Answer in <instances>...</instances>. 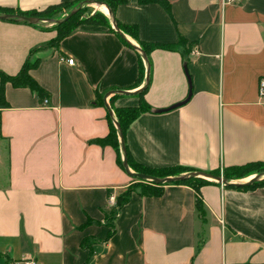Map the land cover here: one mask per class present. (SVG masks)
Here are the masks:
<instances>
[{"label": "crops", "instance_id": "0c3cea01", "mask_svg": "<svg viewBox=\"0 0 264 264\" xmlns=\"http://www.w3.org/2000/svg\"><path fill=\"white\" fill-rule=\"evenodd\" d=\"M75 1L82 0H0V7L30 12ZM164 1L168 13L136 0L113 9L119 24L135 26L139 42L185 40L172 51L148 54L142 97L150 112L123 136L132 161L205 174L263 162L264 98L258 99L257 84L264 79V0H234L223 8L220 0ZM51 26L0 21V73L14 76L31 54L36 65L28 75L44 92L38 97L2 85V264H84L82 239L92 241L87 264H264V187H226L211 179L198 189L202 222L194 190L169 185L158 197L133 193L103 241L108 197L132 179L116 165L111 147L89 141L108 133L105 105L113 119L114 108L137 106L135 95L110 92L141 88L138 52L101 25H79L49 45L56 36ZM142 67L144 79L143 61Z\"/></svg>", "mask_w": 264, "mask_h": 264}, {"label": "trees", "instance_id": "16d2710c", "mask_svg": "<svg viewBox=\"0 0 264 264\" xmlns=\"http://www.w3.org/2000/svg\"><path fill=\"white\" fill-rule=\"evenodd\" d=\"M89 0H82V1H75L73 3H62L57 4L53 6H48L40 11H30V12H19L12 9L7 8H1L0 7V14H16V15H23L28 17H34L38 19H51L54 20L55 17L62 15L65 12H69L71 9L75 8L79 3L85 2ZM94 1H100L105 4L107 9L111 13L112 20L114 21L117 29L124 35L129 36L132 40H134L137 45L138 49L143 52V54L146 57L147 63H148V54L153 49H161V50H168L172 51L176 48V46H183L185 44V40L181 37H178L176 44H169V45H160V44H145L142 42H139L136 37V28L135 26H128L119 24L116 20L113 18V9L116 5L123 4L125 0H94ZM139 4H146V3H154L158 4L162 9L168 13V3L164 0H136ZM66 13V14H67ZM87 24V25H101L105 26L107 30L114 33V30L111 27V24H108L107 18L103 14L96 13V12H88V10L85 8V5H82L80 9L76 11L74 15H72L70 18L65 20L64 22L60 24L52 25L51 28H53L56 31V36L53 40L50 41L49 45H54L58 41H60L62 38L66 37L70 33H72L79 25ZM117 36V35H116ZM118 37V36H117ZM119 40L128 48H131V45L127 43L124 39L118 37ZM31 55V54H30ZM26 59V61L22 64L19 71L14 76H6L2 73H0V108L6 107V104L3 101V95H2V85L7 82L14 88H27L34 94H36L38 97H42L44 95L43 90L36 84V82L28 75V71L33 68L36 65V61H29V57ZM138 79L137 83H140L143 81V67H142V61L141 56L138 53ZM146 90V87L135 96L138 98V104L136 107H125V108H114L112 110L115 123L118 125V130L122 134V138L124 136L125 131L128 129L129 125L135 121L141 114L150 112L149 106L145 103L143 100V94ZM90 144L98 145V146H109L111 147L115 153H116V165L121 168V153L119 150V142L117 137V129L109 122V130L108 133L104 138L101 139H95L89 141ZM124 145V144H123ZM125 160L127 167L136 174H143L149 177L154 178H164V177H172L177 176L181 174H189L198 172L194 169L185 168L181 166H171V167H162V168H149L146 166H142L140 164L134 163L128 154L125 146ZM264 170V161L263 162H253L244 164L241 166H235V167H227L224 168L221 173L219 171H210L206 174L218 177L221 176L226 181L235 180V179H243L248 176H250L253 173H257L258 171ZM202 173V172H198ZM207 180L200 178V177H189L184 181H181L179 183L175 184H169V185H183L188 186L192 190H194L196 194L194 207L197 212L199 220L202 222L204 220V210L202 208V204L198 198V189L205 185ZM169 185H161L156 186L148 182L139 181L137 179H132V184L126 187L121 193L116 195L114 197V204L107 213L104 215V224L108 228V232L106 234V237L103 241H107L111 237V235L114 232L113 228V220L115 218V215L117 211L122 207L124 204L128 202L130 199V196L133 193H137L140 196H150V197H158L162 195L163 193V187L169 186ZM254 187H264V180L260 182H253L249 184L248 186L241 187L243 189H251ZM91 244L92 241L89 239H82L80 241V248L85 249L88 251L86 260L84 264H87L91 255Z\"/></svg>", "mask_w": 264, "mask_h": 264}, {"label": "water", "instance_id": "95a60500", "mask_svg": "<svg viewBox=\"0 0 264 264\" xmlns=\"http://www.w3.org/2000/svg\"><path fill=\"white\" fill-rule=\"evenodd\" d=\"M82 5H95L96 7L105 8L108 17L110 18L111 27L114 30L115 34L118 37L124 39L122 33L117 29L114 21L112 20L111 13L107 9L105 4L100 2V1H94V0H89V1H85V2L79 3L75 8L71 9L67 14H65L59 20L38 19V18H34V17H28V16L16 15V14H0V21L22 23V24H27V25H39V24H41V25H45V24L55 25V24H60V23L64 22L65 20H67L68 18H70L72 15H74L76 13V11L78 9L81 8ZM131 47L133 48V50L137 51L140 54L141 59H142V61L144 63V66H145V75H144V79H143V84H142L141 88H139L135 92H124V91L110 92L113 95L134 96V95L140 93L148 84L149 67H148V63H147L146 57L143 54V52L141 50H139L137 47H133V46H131ZM105 108H106V111H107L108 115L110 116V119L112 121L113 126L117 129L119 150H120V153H121V167H122L124 173L128 177H130L131 179H137L139 181L148 182V183H151V184L156 185V186H161V185H169V184L179 183L181 181L186 180L189 177H200V178H204V179L214 180L216 183H218L219 185H222V186L233 187V188H241V187L248 186L249 184H251L253 182L258 181L259 178H260V174H258V175L253 176L250 180H248L245 183H230L229 181H226L225 179H223L221 176L213 177V176H210L208 174L198 173V172L189 173V174H181V175H177V176L164 177V178H154V177H149V176H146V175H143V174H136V173L130 172L129 168L126 165L125 150H124V145H123L122 134L118 130V125L115 123V120L111 116L110 109L106 105H105Z\"/></svg>", "mask_w": 264, "mask_h": 264}, {"label": "built area", "instance_id": "2783aa9c", "mask_svg": "<svg viewBox=\"0 0 264 264\" xmlns=\"http://www.w3.org/2000/svg\"><path fill=\"white\" fill-rule=\"evenodd\" d=\"M233 2H234V0H220V7L223 8L227 5L232 4ZM65 62L67 65H72L71 59H66ZM257 96H258L259 100L264 98V79L263 78H260L258 80ZM46 103H47V101L45 99H43L42 104L45 105ZM113 204H114V196L111 195L108 197V205L113 206ZM22 264H35V263L29 259H25V260H23Z\"/></svg>", "mask_w": 264, "mask_h": 264}, {"label": "rangeland", "instance_id": "374dc122", "mask_svg": "<svg viewBox=\"0 0 264 264\" xmlns=\"http://www.w3.org/2000/svg\"><path fill=\"white\" fill-rule=\"evenodd\" d=\"M85 8L88 10V12L92 11V12L100 13V14H103L104 16H106V18H107V14H106L102 9H99V8L96 7L95 5L85 6ZM99 10H100V11H99ZM66 13H67V12L63 13L62 15H59V16L55 17L54 19H55V20H59V19H61ZM120 159H121V158H120ZM219 173H220V172H219ZM258 174H260V178H259V180H258L257 182H260V181L264 180V170H262V171H258L257 173H253V174H251V175L255 176V175H258ZM253 176H252V177H253ZM252 177H251V178H252ZM230 181H234V179H233V180H230ZM2 260H3V257H0V264L3 263Z\"/></svg>", "mask_w": 264, "mask_h": 264}, {"label": "bare ground", "instance_id": "6f19581e", "mask_svg": "<svg viewBox=\"0 0 264 264\" xmlns=\"http://www.w3.org/2000/svg\"><path fill=\"white\" fill-rule=\"evenodd\" d=\"M106 14H107V12H106V10H105V8H101Z\"/></svg>", "mask_w": 264, "mask_h": 264}]
</instances>
